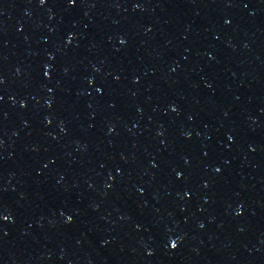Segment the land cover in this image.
<instances>
[{
  "label": "water",
  "instance_id": "1",
  "mask_svg": "<svg viewBox=\"0 0 264 264\" xmlns=\"http://www.w3.org/2000/svg\"><path fill=\"white\" fill-rule=\"evenodd\" d=\"M112 76L264 264V0H13Z\"/></svg>",
  "mask_w": 264,
  "mask_h": 264
},
{
  "label": "snow or ice",
  "instance_id": "2",
  "mask_svg": "<svg viewBox=\"0 0 264 264\" xmlns=\"http://www.w3.org/2000/svg\"><path fill=\"white\" fill-rule=\"evenodd\" d=\"M173 246H175V245H173Z\"/></svg>",
  "mask_w": 264,
  "mask_h": 264
}]
</instances>
